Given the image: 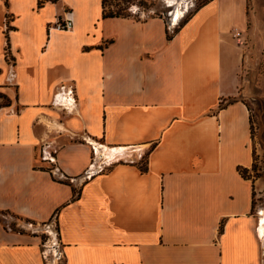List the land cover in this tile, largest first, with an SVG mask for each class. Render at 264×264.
Wrapping results in <instances>:
<instances>
[{
  "label": "crops",
  "instance_id": "obj_1",
  "mask_svg": "<svg viewBox=\"0 0 264 264\" xmlns=\"http://www.w3.org/2000/svg\"><path fill=\"white\" fill-rule=\"evenodd\" d=\"M103 13L0 0V264H46L40 231L50 264H264L250 111L230 99L241 0L174 33Z\"/></svg>",
  "mask_w": 264,
  "mask_h": 264
},
{
  "label": "rangeland",
  "instance_id": "obj_2",
  "mask_svg": "<svg viewBox=\"0 0 264 264\" xmlns=\"http://www.w3.org/2000/svg\"><path fill=\"white\" fill-rule=\"evenodd\" d=\"M206 0H105L108 9L141 19L160 15L174 33ZM243 24L233 29L234 91L230 99L246 103L251 117L253 163L246 176L255 188L254 211L264 210V0H241ZM175 23V24H174ZM41 229H43L41 227ZM42 239L50 234L40 231ZM53 236V235H51ZM51 238V237H50ZM62 258L59 259V263Z\"/></svg>",
  "mask_w": 264,
  "mask_h": 264
},
{
  "label": "built area",
  "instance_id": "obj_3",
  "mask_svg": "<svg viewBox=\"0 0 264 264\" xmlns=\"http://www.w3.org/2000/svg\"><path fill=\"white\" fill-rule=\"evenodd\" d=\"M73 26V20L70 17H66L62 20H58L55 22L54 25L50 26L51 29H57V30H70ZM46 161L50 162L53 165H56V157L55 155H49L47 154ZM30 226H33V223H29ZM59 245V239L58 236L55 234V237L47 238L45 240V243L43 245V256L46 260V264H50L49 260L51 256H59L60 251L57 249ZM60 247V245H59ZM60 259V258H58ZM59 264H63V258L62 261Z\"/></svg>",
  "mask_w": 264,
  "mask_h": 264
},
{
  "label": "trees",
  "instance_id": "obj_4",
  "mask_svg": "<svg viewBox=\"0 0 264 264\" xmlns=\"http://www.w3.org/2000/svg\"><path fill=\"white\" fill-rule=\"evenodd\" d=\"M45 1H48V0H39V5H42ZM52 1H56V0H52ZM211 0H206L203 4H201L198 8H200L201 6H203L205 3L209 2ZM103 6H104V17H111V16H123V17H126V16H133L132 14H123L122 12H120L121 10H111V9H108L106 4H105V0H103ZM197 8V9H198ZM137 17V16H135ZM189 18L185 19L180 25H179V28L182 27L184 25V23L188 20ZM178 28V29H179ZM177 29V30H178ZM176 30V31H177ZM169 38L172 37V35H168ZM146 167H143V170H145ZM248 168H239V171L241 172V174L245 177V178H248L246 176V172H247Z\"/></svg>",
  "mask_w": 264,
  "mask_h": 264
}]
</instances>
